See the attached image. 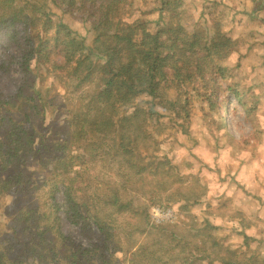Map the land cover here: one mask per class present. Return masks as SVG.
Segmentation results:
<instances>
[{
    "label": "trees",
    "instance_id": "obj_1",
    "mask_svg": "<svg viewBox=\"0 0 264 264\" xmlns=\"http://www.w3.org/2000/svg\"><path fill=\"white\" fill-rule=\"evenodd\" d=\"M157 3L159 22L149 28L142 17L129 18L131 0H0V45L10 49L0 53V78L18 82L15 93L0 92V264H213L198 262L197 243L178 258L175 248L185 244L179 231L155 227L165 232L158 234L167 238L161 245L147 240L135 247L131 236H154L151 185L161 191L167 180L170 186L178 180L159 153L156 137L165 126L156 105L173 111L184 83L197 75L208 84L225 69L212 62L205 32L182 24V0ZM57 9L87 20L90 43L54 20ZM49 72L63 94L74 96L69 103L53 101ZM180 106L186 118L185 102ZM48 111L56 114L47 124ZM108 169L111 175L104 174ZM135 189L145 202L134 199ZM208 235L229 255L214 262L248 264L231 243L223 245L212 230ZM161 249L174 253L164 256Z\"/></svg>",
    "mask_w": 264,
    "mask_h": 264
},
{
    "label": "rangeland",
    "instance_id": "obj_2",
    "mask_svg": "<svg viewBox=\"0 0 264 264\" xmlns=\"http://www.w3.org/2000/svg\"><path fill=\"white\" fill-rule=\"evenodd\" d=\"M212 1L182 0L179 19L189 32H205V40L212 49V62L224 66V77L217 74L215 81L205 84L203 77L194 75L193 81L182 85L173 111L167 109L170 106L156 105L164 114L160 121L165 126L156 137L159 153L168 157L178 180L171 186L167 180V189L161 191L157 188L160 185H151L157 191L147 210L154 236L145 238L137 232L131 236L135 245L147 240L148 245H161L158 242L167 238L158 236L165 232L155 227L162 226L167 232L179 231L184 235L185 244L175 248L178 258L188 250L192 251V245L197 243L202 250L192 253L199 254L198 262L210 260L217 264L213 260L218 254V258H229V255L224 252L225 247L208 238L212 230L221 236L215 239L223 245L231 243L233 249H238V259L248 261V264H264V4L261 1L251 4L244 0H217L220 4L212 8ZM131 2L130 19L139 16L148 22L149 28L157 26V0ZM50 5L55 6L51 2ZM52 12L54 20L63 21L90 43L87 20L60 9ZM220 19L221 24L215 21ZM16 21H20L19 16ZM0 40L5 41L1 36ZM4 52L0 45V53ZM9 52L10 49L6 55ZM196 52L199 54L197 49ZM206 72L207 69L203 76ZM15 81L16 77L2 76L0 92L15 93L18 86ZM46 83L53 84L52 94L56 95L53 101L59 107L74 97L63 94L56 73L49 72ZM177 89L168 90V95L172 96ZM209 94L214 103L211 106L205 99ZM184 102L186 118L181 114L180 104ZM223 103L227 105V111L220 109ZM55 114V111H48L47 124L53 121ZM228 114L231 120L221 125V119H226ZM58 116V122L62 123L65 116ZM28 164L36 165L35 162ZM91 167L99 168L93 164ZM106 173L111 175L113 171L108 169ZM145 179L149 185L150 178ZM132 182L137 181L132 179ZM135 186L139 188L140 184L137 182ZM136 192L134 199L139 204L145 202V198L140 197L141 191ZM12 198L11 194L6 196L2 217ZM209 223L218 227L212 229ZM169 251L160 250L164 256L174 253V250ZM123 256L126 259L127 255ZM249 256L253 258L248 259Z\"/></svg>",
    "mask_w": 264,
    "mask_h": 264
},
{
    "label": "bare ground",
    "instance_id": "obj_3",
    "mask_svg": "<svg viewBox=\"0 0 264 264\" xmlns=\"http://www.w3.org/2000/svg\"><path fill=\"white\" fill-rule=\"evenodd\" d=\"M227 105H225V107H224V109H222V110H225V111H227ZM227 113V112H226ZM225 113V114H226ZM231 120V118H230V115L228 114V115H226V122L228 123L229 121Z\"/></svg>",
    "mask_w": 264,
    "mask_h": 264
},
{
    "label": "crops",
    "instance_id": "obj_4",
    "mask_svg": "<svg viewBox=\"0 0 264 264\" xmlns=\"http://www.w3.org/2000/svg\"><path fill=\"white\" fill-rule=\"evenodd\" d=\"M244 1H245L246 3H247V2H250L251 4H253V1H254V2H259V1H261L262 3H261V2H260V3H261V4H264V0H244Z\"/></svg>",
    "mask_w": 264,
    "mask_h": 264
}]
</instances>
